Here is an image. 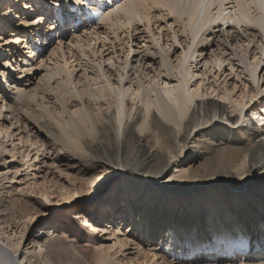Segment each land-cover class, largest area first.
Wrapping results in <instances>:
<instances>
[{"label": "rangeland", "instance_id": "374dc122", "mask_svg": "<svg viewBox=\"0 0 264 264\" xmlns=\"http://www.w3.org/2000/svg\"><path fill=\"white\" fill-rule=\"evenodd\" d=\"M114 1L118 3L123 0H109L100 7V10H104L106 13L112 5H115L116 2ZM212 1L213 4L210 7L208 4L205 9L206 14L209 16L207 18L208 22L199 32L191 33L189 27L184 25L187 23L188 14L179 18L181 19L180 22L176 23L173 21L174 15H168L164 7H152L147 19L136 20L134 23L131 22L129 26L123 25L121 28H117L119 24H116L109 29L101 20V12L89 17L84 16V10L87 7L96 6L95 1L92 0L91 4L81 10L78 5L83 0H78L77 4L74 5L75 10L69 12L71 13L70 20L61 21L59 27L58 25L54 27L53 22L56 18L51 16V12L54 8L65 6V0H62L61 5H57V0H34L33 2L30 0H0V16H2V21H6L7 26V29L4 28V32L7 31L6 38L0 40V172L3 171L4 177H6V179L0 178V182L7 185V187L10 184L12 186L16 185L15 193L18 196L16 200L18 206L16 205L15 208L18 212L16 213H19L21 207L23 208L27 204L28 199L38 197L54 210H61L64 216L68 215L67 217L77 222L80 227L83 226L81 220L84 217L93 219L105 229L107 228V232H103L105 239L98 238L97 246L99 250L95 249L92 252L93 258L91 255H84L83 259L76 260L74 264H239V260L215 261L198 255L194 258L171 260L170 256L160 257V253L154 257L144 253V249L148 247L150 242L148 243L142 238L141 232L137 230L138 225L133 220V216L138 210L137 208L134 209L135 204L132 206V203L127 201L131 182L128 181V177L124 176L125 173H129V177L133 174H139L142 172L141 168L130 171L129 169L122 170L121 168L126 165V159L115 153L101 154L96 157L89 154L84 149L75 146L71 141L69 132L66 129H61L57 124L61 122V116L63 120L69 116L84 114L83 127L87 129L90 136L95 135L94 125L90 120L99 117L101 110L111 113L114 107L105 98H103V101H106V104H94L102 99H96L99 95L96 94V91L98 93V87L102 83H106L104 77L107 79V76H109V72L105 74L106 68H111L110 72L111 75L114 74L115 81L118 76L114 65L122 64L124 66L125 54L129 49L125 70L129 69V63L134 58L143 56L146 49L150 48V50L155 49L162 52L161 46L167 47L172 43L178 47L176 53L170 56L172 64L176 65L177 63L175 55H182V53L186 56L183 59L184 66L191 64L190 71L192 70L193 77L188 86L189 91L197 94L194 98L199 101L220 99L225 102L226 112L220 117L217 112H211L206 125L208 129H205L202 123L207 117L203 115L202 105H200L198 123L190 127L186 143L181 145L182 142H178L180 134L177 135V141H175L178 155L176 158L182 160L175 161L173 153H164V159L167 160L169 166L158 174L157 177H159L160 183L157 184L159 186H156V189L163 187V185L166 187L182 185L185 182L184 176L189 174V167L191 171L201 172L204 170L207 161L205 158L210 157L211 148L206 149L207 143H203V139L205 141L212 140L213 134L209 135L208 130L216 133L220 132L216 127L210 129L211 124H225L234 130L236 127L247 128L249 132H252L255 141H264V38L261 36L262 33L259 29L258 31L253 28L249 29L250 26L257 28L252 21L247 24L248 28L243 22L236 23L232 21L238 15L235 0ZM31 5L32 7H29ZM248 7L246 9L250 12V16L255 17L258 10L260 14L264 15V6L261 9L251 5ZM71 19L73 24H71ZM31 20H36L37 23L33 24ZM49 22L51 27H54L50 36L51 39H49V42H43L45 44L39 50L33 49V55H30V48L27 46H31V40L37 42L36 36L38 34H27L28 41L13 43L14 35L10 34V30H26L27 32L31 30H27L29 27L33 30L43 28L42 30L45 29L46 31L50 28V26L47 27ZM113 28L117 34L116 38L112 32ZM182 28H185L184 32L181 31ZM205 30L213 32V34L207 35L208 32L205 33ZM106 34L107 39L103 40ZM231 35H234L232 39ZM203 36L208 38L207 40H210V43L208 48L202 50V55L196 56L197 41ZM84 37L91 41L93 52L91 50L87 51V48L82 50V48L78 49L75 46H70L71 39H77L80 44H83ZM220 38H225V43L224 41L221 43ZM59 39H61L60 48L57 47ZM16 49L19 55L17 53L13 54ZM85 51L86 55L82 54ZM9 52L10 54H8ZM256 52L258 53L254 58ZM192 53L197 58L196 62L201 57L204 58L198 63H191L190 56ZM213 53L226 59L220 64V67L214 62L204 63L203 59H208ZM24 58L27 62L24 61ZM64 60L69 68H75L77 62L80 65L85 63H87L85 64L87 66L94 65L100 74V78L90 79L87 83L77 81V78L73 80L75 71L72 73L71 80L75 84H69L66 87L68 92H63L62 95L69 98L72 94L71 97L76 99L78 104L68 107L65 112L62 111L58 101L61 95L60 91L57 92L56 89L40 91L39 88L35 87L37 83H43L40 77L46 72L53 75L51 81L58 79L60 76L55 74V67L57 62L62 64ZM158 60H160V57L156 59V61ZM229 61L231 62L228 63ZM97 62L100 63L101 67L96 64ZM158 64L155 63L153 69H151L152 67L147 69V75L144 72L135 75L133 69L123 74L120 85L124 84V87H130L123 97L122 106L124 110H127L130 104H133L128 93L131 90L133 91L134 87H137L136 81L139 80L145 88L159 79L155 76L161 70V68H158ZM80 71L77 72L76 76L80 75ZM176 75L178 74L176 73ZM129 77L131 82H127ZM63 79H66V77L64 76ZM174 79L173 81H177L176 77ZM160 81L161 77L159 83ZM114 84L117 86L119 83ZM163 85L164 83H161L159 87ZM86 88H92L94 92L89 97L93 105L90 108L87 107L88 111L81 103V99H88L84 93ZM28 90L30 91L27 92ZM221 94H227L230 98L222 99ZM16 96L27 100L28 104L15 105L16 100L14 99H16ZM250 96H252V99L248 98ZM135 103L144 109L141 101H135ZM55 104L60 109L55 108ZM132 108L129 116L124 115L123 122L125 117L128 120L131 119L135 105H132ZM153 110H155L153 106H150L147 115L142 113L143 116L140 121L144 118L146 124L140 133L141 136L151 133L148 125ZM40 119L47 120L50 127L53 128L54 126V129H46L41 126L38 122ZM135 130H137V127H135ZM118 139H121V133ZM148 141L146 148L149 152H152L158 147L159 141H155L154 145L151 146V141H154L151 135L148 137ZM213 143L215 145L218 142ZM207 145L214 147L211 144ZM225 145V143H220L214 148ZM191 153H199L200 155L195 156L193 159H187ZM2 157L5 159L3 164ZM247 159L248 156L243 155L241 160L247 162ZM232 174L236 180L232 184H236L231 188H227L224 198H228L231 203H235L238 207L236 202H241L244 192H247L249 187L243 183L240 185L238 183L245 173L239 177L238 172L233 168ZM135 180L137 181V179ZM117 186L118 188H116ZM144 189L147 190L146 195H151V186L146 184ZM44 191L48 192V198L42 195ZM163 191L161 195L155 192V199L159 201L158 198H164V205L168 204L172 213L178 207H181L184 201L186 203L183 207L192 208V212L197 210L196 201L192 205L187 204L195 199L196 194H192L191 199L186 201L184 195L182 196L180 193L179 195L167 188H164ZM118 192L119 195L116 200L114 196ZM194 195L195 197H193ZM207 195L209 196V194ZM66 198L69 200L66 201ZM151 201H153L152 198H150ZM152 204L154 203L152 202ZM29 206L36 209L33 204H29ZM146 210L144 209V211ZM74 213L79 214L75 215ZM22 220L20 219L17 225L23 224ZM107 225H110V227H107ZM112 225L115 229H118L115 230V235L112 234L113 230L111 233L109 232ZM38 229L39 225H31L26 234L29 232L35 233ZM5 230L6 233L0 234V264H17V261H21L22 254H13L14 248L6 244V234L9 232V228ZM19 238V232H16V234L9 232L10 242L18 241ZM14 247L16 248V246ZM20 248L21 245L16 249L19 251ZM101 255H103V260L99 262L98 257ZM253 255V259H245L244 264H257L264 259V256L260 254ZM89 256L92 260H89Z\"/></svg>", "mask_w": 264, "mask_h": 264}, {"label": "bare ground", "instance_id": "6f19581e", "mask_svg": "<svg viewBox=\"0 0 264 264\" xmlns=\"http://www.w3.org/2000/svg\"><path fill=\"white\" fill-rule=\"evenodd\" d=\"M30 1L33 2L34 0ZM77 1L65 0V6L54 8L51 12V16L56 18L53 22L54 27H57V25L59 27L61 21L70 20L71 13L69 12L75 10L74 5L77 4ZM93 1L97 3L95 4L96 6H90L91 8L87 7L84 10V16L89 17L97 12H101V20L106 25V28L109 29L116 24H119L117 28H121L123 25L129 26L131 22L134 23L136 20L141 21L143 18L147 19L152 7H164L168 15H174L173 21L176 23L180 22L181 19L179 18L188 14L187 23L184 25L189 27L191 33H197L203 29L209 17L205 11L206 6L209 4L210 7L213 4L212 0H123L118 3L114 1L117 4L112 5L109 11L105 13L104 10H100V7L105 5L106 2H109V0ZM234 2L237 6L238 15L236 19L232 20V17L230 19L236 23L243 22L246 26L252 21L257 28H254V26H247V28H253L257 31L259 29L262 33L260 35L264 38V15L260 14L258 10L255 17L250 16V12L246 9L249 5L261 9L264 6V0H235ZM29 7H32V5ZM1 21L2 16H0ZM71 24H73L72 19ZM48 26L50 28L46 29V31L45 29L42 30L43 28L33 30V28L29 27L27 30H31L27 32L26 30H10V34L14 35L13 43L17 44L24 40L28 41V38H26L27 34H38L36 36L37 42L31 40V46H27L30 48V55H33V49L39 50L45 44L43 42H49V39H51L50 36L52 35L54 27H51L50 22L47 24ZM6 27V21H2L0 24V40L6 38L5 34L7 31L4 32V28ZM181 31L184 32L185 28H182ZM112 32L116 38L117 34L114 28ZM204 32H208L207 35H210V33L213 34V32L206 30ZM233 36L231 35V39ZM105 39H107V34L103 40ZM207 39L203 36V38L197 41L196 56L202 55V50L208 48L210 40ZM154 40L158 42L156 38ZM220 40L218 41L221 43L224 41L225 43V38H220ZM83 41V44H80L79 40L71 39L69 43L70 46H75L78 49L82 48V50L87 48V51L91 50L93 52V49H91V41L85 37ZM57 47H61V39L58 40ZM177 48L172 43L167 47L161 46L162 52L148 48L145 50L143 56L134 58L129 63V69L125 70L129 49L125 54L126 60L124 66L122 64L114 65L118 76L115 81L114 74L111 75L110 72L111 68H106L105 74L109 72L107 79L104 77L106 83H102L98 87V93L96 91V94H99L96 99H102L94 104H106V101H103V98H105L114 107L111 113L101 110L99 117L90 120L94 125L95 135L90 136L87 129L83 127L84 114L69 116L63 120L61 116V122L57 124L61 129H66L69 132L71 141L75 146L80 147L82 150L84 149L89 154L96 157L101 154L115 153L126 159V165L121 168L122 170L129 169L130 171L141 168L142 172L139 174H133L129 177V173L124 172V176L128 177V181L131 182L127 201L131 202L132 206L135 204V208H133H137L138 210L135 212L133 220L138 225L137 230L141 232L142 238L148 241V243L150 242L148 247L144 249V253L149 254L151 257L160 253V257L165 255L170 256L171 260L177 258H194L198 255L199 257L214 259L215 261L239 260V264H244L245 259H253V254L264 256V141H255L252 132H249L247 128L236 127L234 130L225 124H211L210 129L216 127L220 132L216 133L215 131L208 130L209 135L213 134V137H211L212 140L205 141L203 139V143L211 144L214 147L220 143H225L226 145L214 148L206 144L207 150L211 148V155L208 159L205 158L207 161L205 162L203 171H191L189 167V174L184 176L185 182L182 185H171L170 187L163 185V187L156 189V186H159L157 184L160 183L159 177H157L158 174L169 166L167 160L164 159V153H173L175 161L182 160L176 158L178 155L175 141H177V135L180 134L178 142H182L181 145L186 143L189 137L190 127L198 123L200 105H202L203 115L207 117L202 123L205 129H208L206 125L211 112H217L219 117L226 112L225 102L220 99L199 101L194 98L197 94L189 91L188 86L193 77V72L192 70L190 71L191 64L184 66L185 62L183 59L186 57L184 53L182 55H175L177 57L176 65L172 64L170 59V56L176 53ZM10 52L12 53V51ZM15 53L19 55L17 49L14 50L13 54ZM257 53L254 54V58ZM82 54L86 55V51L82 52ZM196 56H194V53L191 54V63L196 62ZM158 57H160V60L156 61ZM201 59L196 63L200 62ZM225 60L224 57L214 53L208 59H203L205 64L214 62L218 67ZM24 61L27 62L26 58H24ZM155 63H159L158 68H161L155 75L159 79L161 77L160 83L158 79L151 86L144 88L139 80L136 81L137 87H134L133 91L131 90L128 93L133 104H130L127 110H124L122 106L123 97L130 87H124V84L120 85L123 74L133 69L135 75L143 72L147 75L146 70L151 67L153 69ZM85 64L80 65L77 62L75 68H69L65 60L62 64L57 62L55 74H58L60 77L51 81L53 75L46 72L40 77L43 83H37L35 87L39 88L40 91L53 89H56L57 92L60 91L61 95L58 101L62 111L65 112L68 107L78 104V101L71 97V93L69 98L62 95L63 92L65 93L67 91L66 87L69 84H75L71 80L74 71L75 78L73 80L77 78V81H85L88 83L90 79L100 78V74L94 65L87 66ZM96 64L101 67L99 62ZM58 65H60V68ZM78 71L81 73L79 76H76ZM161 73L162 75L160 76ZM64 76L66 79H63ZM175 77L177 81H173ZM54 82L55 84H53ZM127 82H131L130 77ZM114 83L119 84L115 86ZM161 83H164V85L159 87ZM84 93L88 99H81V103L84 105L86 111H88L87 107L90 108L93 105L89 97L94 92L92 88H86ZM220 97L222 99L230 98L227 94H221ZM15 98V105L23 106L24 104H28V101L22 99L20 96H16ZM248 98L252 99V96ZM135 101H141L144 109L142 107L140 108L136 103L134 104ZM132 105H135V109L131 119L128 120L125 117V121L123 122L124 115H130L133 109ZM54 106L60 109L58 105L55 104ZM150 106H153L155 109L151 112L148 125L151 133L141 136L140 133L143 131L146 123L144 118L142 121L140 119L143 116L142 113L147 115ZM38 122L46 129H54V126L53 128L50 127L47 120L40 119ZM135 127H137V130H135ZM120 133L121 139L119 140L118 136ZM150 135L154 138V141H151V146L154 145L155 141H159L158 147L152 152H149L146 148ZM59 137L61 136L59 135ZM215 141L218 143L214 145L213 142ZM198 155L200 154L191 153L187 159H193ZM243 155L248 156L247 162L241 160ZM1 160L2 164L5 163L3 157ZM233 168L236 169L239 177L245 173L243 178L241 177L239 179V185L243 183L249 187L247 192H244V197L241 199V202H236L238 203V207H236L235 203H231L228 198H224L225 192L228 190L227 188H231L236 184H232V182L236 181L232 174ZM0 178L6 179L3 171L0 172ZM134 179H137V181H134ZM146 184L151 186L152 193L149 196L146 195L147 190L144 189ZM15 186L10 184L7 187V185L1 184L0 182V234L6 233L7 231L5 229L8 228L11 233L16 234V232H19V240L13 241V243L9 241V232L6 234V244L14 248L13 254H22V259L19 262L17 261V264H74L76 260L83 259L84 255H91L93 258L92 252L95 249L99 250L97 246L98 238L105 239L103 232H107V228L105 229L93 219L84 217L81 220L83 226L80 227L77 222L67 217L68 215L64 216L61 210H54L38 197H32L31 200L28 199L27 204L23 208L21 207L19 213H16L18 212L15 209L16 205L18 206L16 202L18 196L15 193ZM164 188L170 189L178 194L180 193L182 196L184 195L186 201L191 199L192 194H196V197L195 195L193 196L195 199H192V203L189 201L187 204L192 205L196 201V205L198 206L197 212H192V208L190 207H183L186 203L184 201L182 206L178 207L172 213L169 210L168 204L164 205V198H158V196L159 201L155 199V192L161 195ZM42 195L46 198L49 196L46 191ZM118 195L119 192L114 198H118ZM150 198L153 201L150 202ZM68 200L66 198V201ZM50 202L52 203V201ZM158 203L160 204L159 206ZM29 204H33L36 209H32ZM143 207L147 210H142ZM151 211L152 213L150 214ZM78 214L76 213L75 215ZM20 219H23V224L17 225ZM31 225H39L38 231L26 234ZM107 227H110V225H107ZM111 228L109 232L111 233L113 230L112 234L115 235L114 232L118 229H115L113 225ZM100 232L102 233L101 235L99 234ZM20 245L21 248L18 251L16 248ZM91 256L88 257L89 260H92ZM101 260H103V255L98 257V261L100 262ZM260 263H264V259L257 264Z\"/></svg>", "mask_w": 264, "mask_h": 264}, {"label": "snow or ice", "instance_id": "6c2138e0", "mask_svg": "<svg viewBox=\"0 0 264 264\" xmlns=\"http://www.w3.org/2000/svg\"><path fill=\"white\" fill-rule=\"evenodd\" d=\"M91 3H92V0H83V2L78 5V7L81 10H83L87 5H89ZM61 4H62V0H57V5H61ZM31 23L35 24V23H37V21L36 20H31Z\"/></svg>", "mask_w": 264, "mask_h": 264}]
</instances>
